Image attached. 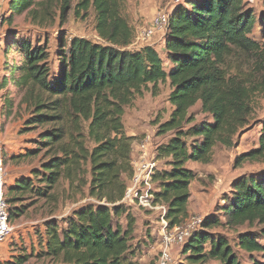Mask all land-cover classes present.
<instances>
[{
  "label": "trees",
  "instance_id": "1",
  "mask_svg": "<svg viewBox=\"0 0 264 264\" xmlns=\"http://www.w3.org/2000/svg\"><path fill=\"white\" fill-rule=\"evenodd\" d=\"M124 4L125 0L9 3L11 23L24 15L39 28L57 20L63 26L72 12L84 21L93 9L95 28L104 42L74 38L67 44L61 36L53 58L44 45L13 39L22 57L11 66V78L2 83L12 84L20 96L17 108L30 111L25 128L44 129L39 144L49 156L41 170L32 172L34 179H18L11 193L46 198L65 181L78 191L89 186L90 197L100 203L74 211L65 230L55 221L47 224L45 256L53 264H132L127 256L136 220L122 201L135 172V138L125 134L123 118L137 97L150 89L155 95L159 84H170L172 111L165 122L155 123L157 136L172 134L156 152L158 160L168 159L167 169H158L153 183L155 200L166 206V220L174 228L191 218L190 187L198 175L187 164H211L218 145L235 148L250 124L255 98L264 94V44L251 38L256 19L246 9V0H187L177 5L165 35L168 70L153 46L130 49L136 32L123 14ZM262 35L264 39V28ZM258 75L262 81L256 80ZM198 104L207 118L201 123L190 113ZM14 108L11 102L8 113ZM246 162L264 163V125L260 147L237 157L235 165ZM15 200L7 199L11 222L19 216L10 209ZM223 202L183 247L179 264H241L236 248L262 256L252 264H264V174L234 180ZM122 216L125 227L116 222ZM245 225L257 232L240 233L235 245L212 232ZM26 262V257H19L10 264Z\"/></svg>",
  "mask_w": 264,
  "mask_h": 264
},
{
  "label": "rangeland",
  "instance_id": "2",
  "mask_svg": "<svg viewBox=\"0 0 264 264\" xmlns=\"http://www.w3.org/2000/svg\"><path fill=\"white\" fill-rule=\"evenodd\" d=\"M180 1V3H177L176 0H125L123 14L137 32L148 27L157 12L165 11L171 14L177 5L185 4L187 0ZM4 3L7 6V0ZM246 3V9L252 10L256 19L251 38L263 45L264 0H246ZM2 12L6 15V29L5 34L0 39V109L3 111L5 124L3 140L5 165L8 171L7 199L9 201L17 199L10 202V209L11 211H17L16 214H19V216L12 219V225L15 227L14 235L4 244L0 251V257L4 259L3 264L15 263L19 257L27 258L25 264H53L45 256L47 224L55 221L61 230H65L68 226V219L73 216L74 211L87 205L98 206L100 203L90 197L89 186L78 191L69 188L68 183L65 181H61L59 186L52 190L51 196L46 198L43 196L17 197L11 193V189L18 179H34L32 172L41 170L42 163L48 161L49 156L46 148L39 144L40 135L44 129L27 130L25 128L26 122L30 118V111H27L25 107L20 106L17 108L16 106L12 114L8 113L9 104L7 102H10L9 98L13 90L5 86L6 83L5 85L2 84L3 76L8 73L9 76L5 77L10 79L12 76L11 67L6 68L9 65H18L22 57L20 50L13 48V45H15L12 42L13 39H20L18 40L19 43L23 40L31 41L34 46L44 45L53 58L57 55L61 36H64L67 44L74 38H84L100 44H104V42L99 38L96 31L93 9L90 10L88 18L84 21L76 19L72 12L65 25L60 26L59 20H57L55 25L46 28L32 25L24 15L16 17L11 23L9 10L3 6ZM165 42L166 36L160 34L151 42L143 43L140 41L137 44L138 46H132L130 49L136 51L146 45L153 46L162 57L165 69L168 70L170 65H167L168 61L165 56ZM6 61H10V64L5 65V70L2 66ZM241 62L239 61V63ZM246 69L250 70L251 68L247 67ZM256 80L262 81L263 76L258 75ZM170 93L169 82L159 84L155 95L150 89L142 97H137L133 104L126 108L123 118L125 134L135 137L134 143L136 144L134 146L133 143L134 148L149 142L150 153L157 157V147L165 144L171 137L172 134L170 133L165 136H157L158 125L155 124L165 122L172 111V106L169 103ZM14 97L17 104L20 101V96L16 94ZM200 109L201 106L198 104L190 111V113H194L197 123L207 119L206 115L200 112ZM253 109L250 124L241 132L235 148L218 145L214 149L211 164H189L188 168L194 170L198 175L197 179L191 184L189 202V209L192 211L191 217L206 218L216 214L219 207L224 203V197L230 195L231 185L237 178L241 176H263V162H246L240 166L235 165L237 157L260 147L264 125V94L255 98ZM191 143H193V140H191ZM89 146L91 148L92 144H89ZM167 161L166 158L159 159L158 169H167ZM87 179L90 180V174L87 175ZM36 185L39 186L38 183ZM133 209L129 208V210ZM139 211L141 215L135 218L134 239L130 243L132 248L127 260L128 263L132 264H156L160 244L159 224L156 216L153 217L155 221L147 218L152 215L151 212ZM116 222L125 227L126 217L116 218ZM212 232L227 237L232 245H235L240 233H256L257 230L245 225L233 231L217 229ZM181 251V249H176V255L181 254ZM236 254L241 264H252L254 260H263L260 255H249L237 248Z\"/></svg>",
  "mask_w": 264,
  "mask_h": 264
},
{
  "label": "built area",
  "instance_id": "3",
  "mask_svg": "<svg viewBox=\"0 0 264 264\" xmlns=\"http://www.w3.org/2000/svg\"><path fill=\"white\" fill-rule=\"evenodd\" d=\"M5 0H0V39L5 34V16L3 6ZM180 3V0H176ZM5 4V5H4ZM170 12L159 11L155 14L148 27L136 32L133 46L142 41L151 42L155 37L166 35ZM138 46V45H137ZM5 124L3 111L0 109V251L4 244L14 235L15 227L9 219V204L7 201V178L8 171L4 158V135ZM141 146V161L134 166L135 172L128 185L122 203L128 208H136L145 212H151L152 218L156 216L159 224L160 244L157 264H174V252L183 249L189 239L202 228V217H191L183 225L170 228L166 220L167 208L158 203L154 195L153 177L158 170L157 157L150 153V143ZM155 221V220H154ZM4 259L0 257V264Z\"/></svg>",
  "mask_w": 264,
  "mask_h": 264
},
{
  "label": "crops",
  "instance_id": "4",
  "mask_svg": "<svg viewBox=\"0 0 264 264\" xmlns=\"http://www.w3.org/2000/svg\"><path fill=\"white\" fill-rule=\"evenodd\" d=\"M10 1L11 0H7V6L5 5L4 7H6V9L7 10H9V3H10ZM13 50H15V49H13ZM1 58V57H0ZM10 64V61H6L4 64H3V68L5 67V65L7 64V66ZM168 66H169V63L167 64ZM12 66V65H11ZM10 65H9V67L8 68H6V69H9L10 67H11ZM5 69V68H4ZM5 69V70H6ZM5 76H9V74L8 73H5ZM5 76H3V80H9V78L8 79H6V77ZM11 78V77H10ZM8 88H10V90H13L12 91V93L10 94V102H7V104H10L11 102H14V104H15V107L18 105V103L16 104L15 103V90H14V87H13V85L12 84H10V83H8V86H7ZM24 107V106H23ZM128 137H134L133 135H130V136H128ZM135 138V137H134ZM135 144L136 143H134V146H135ZM141 157H142V153H141V146H137V148H134L133 147V153H132V159H133V164H134V166L135 165H137L140 161H141ZM189 164H196V163H188L187 164V167L189 166ZM200 165V164H199ZM190 169V168H189ZM190 190H191V187H190ZM188 211H189V214H190V216H191V214H192V211L189 209V206H188ZM130 212L132 213V215L135 217V218H138V216H140L141 215V213H140V211L139 210H137V209H133V210H130ZM147 218H150V219H152V221H154L153 220V218L151 217V216H148ZM180 252V251H179ZM177 255H176V253L174 252V264H179L180 262H182V256H181V254H179L177 257H176Z\"/></svg>",
  "mask_w": 264,
  "mask_h": 264
}]
</instances>
